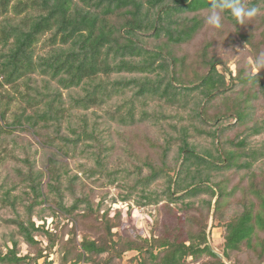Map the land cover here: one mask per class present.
<instances>
[{
    "label": "trees",
    "instance_id": "1",
    "mask_svg": "<svg viewBox=\"0 0 264 264\" xmlns=\"http://www.w3.org/2000/svg\"><path fill=\"white\" fill-rule=\"evenodd\" d=\"M242 2L261 13L243 24L225 13L210 31L212 0H0V210L13 216L3 219L0 264H54V252L60 264H238L231 257L243 249L246 264H264V167H254L264 144L249 141L264 135V70L255 67L264 4ZM240 44L249 61L236 53L231 70L223 55ZM103 106L112 109L98 115ZM141 128L142 158L139 134L128 140ZM193 135L213 151L192 145ZM114 153L125 163L113 167ZM227 172L247 186L228 190ZM237 193L222 260L208 245L204 211L217 196L219 223ZM118 203L130 222L129 203L152 210L148 237L120 231ZM165 211L177 225L158 233ZM47 218L55 227L45 228Z\"/></svg>",
    "mask_w": 264,
    "mask_h": 264
},
{
    "label": "rangeland",
    "instance_id": "2",
    "mask_svg": "<svg viewBox=\"0 0 264 264\" xmlns=\"http://www.w3.org/2000/svg\"><path fill=\"white\" fill-rule=\"evenodd\" d=\"M210 31H211V28H210ZM201 37H202V35H201ZM204 37H205L206 40H208V38H209V40L213 38V36L211 34L209 36H208V34H206ZM194 46H195V48L192 47V46H190V47L194 48L196 50H199L201 48L200 43H195ZM240 46H241V48H239L236 52H231V51L226 50L225 54L223 55L224 59H226L227 64H228V66L230 67L231 70H234L235 63L238 60L237 57L239 55H237L236 53H240V54L245 55L247 57L245 59V61H247V62L249 61V57L247 56L248 48L246 46H243L242 44H240ZM222 70H223V68H222ZM20 105H21V103H18V102H14L11 105L10 110H9L7 116H6L7 120L11 119L12 114H14L18 110V107ZM111 109H112V107H110V106H103L100 110L94 109V111L98 115H101L103 113V110H111ZM210 112H211V115L215 114L214 110H211ZM171 115H174V113H171ZM173 122H176V121L173 120ZM1 125L2 124L0 123V126ZM223 126H228V124H224V125H222V127ZM135 133L139 134V138L137 140H134V142H135L134 145L137 148V152L140 153V154H138V153L137 154L140 155V158H142L143 155H144L143 151H142V149H144L143 146H142V136H143V134H146V135H149V134L147 133L146 129H144V128L136 129L135 131H132V133L129 135L130 139H128V140H132L133 139L132 135L135 134ZM151 134H153V130L151 131ZM230 137H233V135H231ZM249 141H250V145H251L250 147H253V146H255L254 148L262 147L263 144H264V135H262L260 137L250 138ZM189 142L192 145H195L196 147H198V149H200V150L208 151V152H211V150H212L210 139L205 137V136L193 135L191 137V139L189 140ZM256 144L257 145L259 144V145L256 146ZM124 146L125 145L123 144L122 147H124ZM150 155L152 156V157L150 156L152 159L156 160L155 158H153V154H150ZM129 159H132V158L130 157ZM181 159H182V156L180 157V161H181ZM111 161H113V167H116L119 164L121 165V164L125 163L123 156H121V155L119 156V153H117V154L114 153L113 160L111 159ZM74 162L90 165V161L88 159H85V158H78V159L74 160ZM74 162L70 163V168H71V170L74 173H77V167H74V165H76ZM254 167H264V159L259 160L254 165ZM257 172L259 173L258 170H257ZM79 176H81V175H79ZM226 176L230 177V184L227 185V189L228 190H230L231 187H235V186H238V187H241V188H245L247 186V179L245 177L241 178L239 174L231 175L230 172H227ZM2 179H3V175H0V180H2ZM260 179H261V177L259 176L258 180H260ZM107 191L110 194L109 197H113V196L116 195V191L113 188L107 189ZM216 198H217V196L213 199L212 205H213V202L216 200ZM239 198H240V194L237 193L236 196L234 197V199L231 200V202L229 203L228 207L226 208V210H225V212L223 214L224 220L221 219L219 221V223L214 218L215 217L214 216V212H213L212 217H211L212 205H211V209H210L209 213L204 211V216H205V218H207V231H206L207 242H208V244L210 246V249L213 252H216L219 255L221 253H219L218 251H222V248H223V239H222V235L224 233V228H223L224 225H223V223H224V221L225 222L227 221L226 218L229 217L233 213V211L236 209V207H237L236 201ZM67 203H70V199L67 200ZM117 205H118L117 207L122 208V213H123V217H121L122 218V225H121V228H119L120 231L121 232L124 231V230L131 231L134 228L136 230V232L139 235H141L142 237H144V238L148 237L149 236L150 227H151V223H152L153 219L151 217L149 218V216L147 214L150 211L152 212V210L150 208L146 209L148 212H144V211H141V210H136L132 206L133 204L129 203L128 205L130 206V208L133 209L131 211V222H130V221L127 220V217H126V214H125L126 207H123L119 203ZM172 207H173V209L175 208V206H172ZM214 208H215V205H214ZM190 213L193 215L192 212H190ZM111 215H112V213H111ZM12 217H13L12 213L10 212L9 209H1L0 210V233L2 231H4V227H5L4 226L5 223L3 222V219L4 218H12ZM157 219L159 221L158 233H160V231H161V225H167L169 227H172V226H174L176 224V218L173 216V214L168 213L167 211L158 214L157 215ZM65 222H67L66 219H61L60 220L61 224H58L59 225L58 226L59 230L61 229L62 225ZM53 223L54 222H52L51 218H47L45 220V228L51 229V227H55V224H53ZM36 224L40 225L42 223L36 221ZM68 227H70V225ZM38 239L43 241L44 245L47 243L45 238H38ZM20 249H21V254L22 255L26 254L27 251H28L26 245H24V244H20ZM56 249H57V247L54 248L53 250L55 251ZM132 255H133V253L125 254L122 263H126L127 260ZM58 256H59V254L57 252H54L53 254H51L49 256V259H53L54 260V264H60L59 260H58ZM250 259H251V253L248 250H246V249H243V251L240 254H237V255H234V256L231 257V260L233 262L237 261L238 264H246V263H248L250 261ZM222 260H224V258ZM191 264H193V263H191Z\"/></svg>",
    "mask_w": 264,
    "mask_h": 264
},
{
    "label": "clouds",
    "instance_id": "3",
    "mask_svg": "<svg viewBox=\"0 0 264 264\" xmlns=\"http://www.w3.org/2000/svg\"><path fill=\"white\" fill-rule=\"evenodd\" d=\"M264 4V0H260ZM206 24L212 29H220L225 13L229 14L238 23L243 24L246 20H251L258 16L262 9L259 5L247 7L242 0H212L211 6L207 10ZM257 70H264V53L255 59Z\"/></svg>",
    "mask_w": 264,
    "mask_h": 264
},
{
    "label": "water",
    "instance_id": "4",
    "mask_svg": "<svg viewBox=\"0 0 264 264\" xmlns=\"http://www.w3.org/2000/svg\"><path fill=\"white\" fill-rule=\"evenodd\" d=\"M214 205H215V201L213 202V205H212V213H211V217H212V214H213V212H214ZM209 245V244H208ZM219 258H222L221 257V255H219V254H216ZM223 259V258H222ZM224 262L226 263V264H229V263H227L225 260H224Z\"/></svg>",
    "mask_w": 264,
    "mask_h": 264
}]
</instances>
